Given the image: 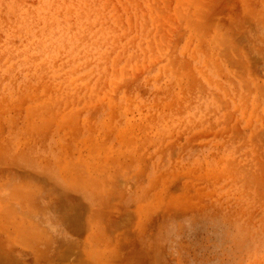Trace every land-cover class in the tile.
I'll return each mask as SVG.
<instances>
[{
    "label": "rangeland",
    "instance_id": "rangeland-1",
    "mask_svg": "<svg viewBox=\"0 0 264 264\" xmlns=\"http://www.w3.org/2000/svg\"><path fill=\"white\" fill-rule=\"evenodd\" d=\"M0 264H264V0H0Z\"/></svg>",
    "mask_w": 264,
    "mask_h": 264
}]
</instances>
